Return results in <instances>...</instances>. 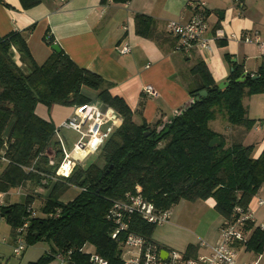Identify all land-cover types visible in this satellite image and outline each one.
Returning <instances> with one entry per match:
<instances>
[{
  "label": "trees",
  "instance_id": "16d2710c",
  "mask_svg": "<svg viewBox=\"0 0 264 264\" xmlns=\"http://www.w3.org/2000/svg\"><path fill=\"white\" fill-rule=\"evenodd\" d=\"M21 2L29 7L39 0ZM135 17L136 31L152 36L150 17L144 14ZM48 42L52 44V40ZM12 46L19 54V62L14 58ZM224 59L231 71L222 87L214 81L205 63L198 60L190 68L198 81L188 91L190 101L167 119L152 125L144 120L137 124L126 102L110 94L109 83L99 74L76 65L62 49L53 50L38 64L22 31L0 36V164H5L0 173V192L21 186L27 180L47 189L42 214L30 219L26 242L32 245L45 237L53 246L28 264H46L56 253L68 250H71L70 264H89L88 251H79L87 243L112 264H120L122 243L111 238L113 226L105 215L111 202L135 185H140L144 197L161 209H170L180 200L213 198L214 210L223 219L230 216L235 205L245 207L250 203L264 183V151L254 157L253 145L243 143L242 136L254 124L244 96L264 90V67L262 64L251 75L229 53L224 54ZM203 90L206 94H198ZM93 99L101 100L122 117L100 147L103 165L79 164L69 177L42 183L46 175L53 173L46 166L47 149L54 150L56 155L60 149L54 138L55 125L36 114V105L78 106ZM215 119L224 124L221 132L210 125ZM214 138L218 142L210 146ZM37 156L35 168L44 175L23 168L30 166ZM2 157L7 162H2ZM70 186L79 191L62 201L60 194ZM33 202L34 196L27 195L23 203L1 205L0 214L14 229L29 216L28 208ZM58 208L61 210L58 217L47 216ZM155 227L137 216L130 223L132 231L150 241ZM244 244L246 250L262 252L263 232L256 226ZM192 248L188 246L187 255Z\"/></svg>",
  "mask_w": 264,
  "mask_h": 264
},
{
  "label": "crops",
  "instance_id": "0c3cea01",
  "mask_svg": "<svg viewBox=\"0 0 264 264\" xmlns=\"http://www.w3.org/2000/svg\"><path fill=\"white\" fill-rule=\"evenodd\" d=\"M3 1L5 4L0 2V36L12 31H22L38 64H42L53 52L51 45L58 44L76 65L99 74L109 83L110 94L126 102L137 124L144 120L152 125L156 121L167 119L176 109L190 101L188 91L198 83L190 68L198 60L205 63L218 84L224 83L231 71L224 59L225 53H229L233 61L252 73L259 68H254V59L259 57L264 60L254 44L229 38L231 34L237 36L245 31L252 32L256 27L254 13L252 16L247 14L250 10L247 9L248 0H236L234 7L221 5V0H204L208 9L207 36L215 38L217 30L226 34L225 37L215 38L217 43L212 42L213 40L210 42V51L205 58L197 51L189 55L173 51L174 39L167 29L169 20L189 18L192 12L190 4L195 0H129L126 3L111 0L105 3H101V0H39L29 7H24L21 0ZM214 10L216 15H213ZM137 14L150 17L152 36L136 31ZM49 40H52V44ZM218 41L224 44L219 45ZM125 44L130 50L122 53L119 48ZM246 46L253 49L255 46L257 54L254 55V51L247 53ZM146 84L155 88L158 93L156 97L143 91ZM41 106L36 105V114L55 126L71 115L75 108L74 105L52 104L46 112ZM256 117L259 121L242 136L244 144L248 145L247 138L252 141L250 143L253 145L254 157L264 151V116L254 112V118ZM214 122L213 128L221 132V119H215ZM4 166V163L0 164V173ZM31 181L27 180L16 191L20 190V194L24 196H34L33 193L44 196L47 194V189L43 186L30 187ZM11 190L12 188L0 192V206L15 202L11 198ZM258 198H264V183L248 204L255 211V222L246 235L247 239L264 216V205H258ZM192 202L191 207L180 203L168 222L156 225L151 239L163 249L173 248L186 254L191 245L193 248L189 256L208 253L209 245L218 241L223 218L214 210L213 198ZM202 202L209 210L202 212L197 209ZM14 245V229L0 214V264H28L49 251L46 249L42 253L41 249L30 245L17 255ZM239 251L245 254L242 261L255 260L259 255L246 250L245 246ZM46 264L64 263L54 258Z\"/></svg>",
  "mask_w": 264,
  "mask_h": 264
},
{
  "label": "built area",
  "instance_id": "2783aa9c",
  "mask_svg": "<svg viewBox=\"0 0 264 264\" xmlns=\"http://www.w3.org/2000/svg\"><path fill=\"white\" fill-rule=\"evenodd\" d=\"M190 5L192 12L188 19L169 20L167 23L168 32L174 39L173 51L185 55L197 51L205 58V55L210 51V42L212 41L206 34L209 27L208 9L204 0H195ZM262 27L255 28L252 32H242L237 36L231 34L229 38H237L240 42L254 44L263 57L264 25ZM225 35L221 30H217L215 38L225 37ZM11 49L15 60L19 62L18 52L13 46ZM129 50L130 47L126 44L119 48L122 53H127ZM143 91L153 97L158 94L151 84H146ZM121 122L122 117L99 99H93L86 104L75 106L72 114L58 126H55L54 138L58 141L60 151L59 155H56L54 150L47 149L46 166L51 168L53 173L46 175L41 180L42 183H47V179L56 181L57 178L69 177L77 165L81 164L97 149H100L109 137L108 134L111 129L117 128ZM62 130H71L78 134V138L70 150L65 147L61 137ZM38 158L39 156L32 161L30 166L23 168L26 171L38 172L42 175L43 173L35 168ZM1 160L7 162L5 157H2ZM20 193V190L16 191V194ZM257 203L259 206L264 205V198H258ZM28 212L29 216L23 220L21 225L14 228V252L17 255L21 254L28 246L26 233L30 219L40 216L33 205L28 208ZM60 212L61 210L58 208L47 216L58 217ZM254 215L255 211L249 205L245 207L235 205L230 216L222 220L218 241L209 245L208 253L189 256L183 251L172 248L165 249L167 251L166 257L161 256L163 247L160 244L153 240H147L130 229L131 220L135 216L154 225L166 223L171 218V209L158 208L153 202L146 199L142 194L140 185H135L133 190L127 191L121 198L113 200L105 218L113 226L111 238L122 243L118 254L120 264H264L261 262L262 256L260 255L252 261H239L237 254L240 248L245 246L250 225L255 222ZM256 226L264 234V216ZM204 246L207 244L204 243ZM84 247L85 245L79 251H85ZM70 254L71 250L58 252L54 258L61 260L64 264H70ZM87 255L89 264H112L96 252H88Z\"/></svg>",
  "mask_w": 264,
  "mask_h": 264
},
{
  "label": "rangeland",
  "instance_id": "374dc122",
  "mask_svg": "<svg viewBox=\"0 0 264 264\" xmlns=\"http://www.w3.org/2000/svg\"><path fill=\"white\" fill-rule=\"evenodd\" d=\"M226 2H228V3H226ZM235 2H236V0H221L220 4L223 5V6L234 7V5H235L234 3ZM249 8H250V10L247 11V14L252 16L251 14L254 13V22H255V25H256L255 28H257V27L258 28H263L262 26L264 25V0H248L247 9H249ZM215 12L216 11L214 10L213 11V15H216ZM212 40H213L212 42L217 43V40L215 38H212ZM246 47H248V48H246V52L247 53L250 54V53H252L254 51V55L257 54L256 53L257 49H256L255 46H254V49L251 46H246ZM241 56L242 55H240V57ZM263 61L264 60L262 58H259V57H258L257 60L254 59V68H256L257 66L260 67L262 65ZM255 63H257V65H255ZM248 101H249V106H248ZM38 104H41L42 105L41 107H44L46 112H48L49 108L51 107V106H48V105L43 104V103H38ZM244 104L247 106L249 117L250 118L252 117V119H254V124L257 123L259 121V119H258V117L254 118V112L261 114V117L264 116V113H263L264 112V90L255 91V92H252L250 95H245L244 96ZM214 124H215L214 121H210V125L212 127H214ZM222 126H224V124H222ZM115 130H116V127H113L111 129V131L109 132L108 136H110ZM61 137H62V139H63V141H64V143L66 145L65 146L66 149L70 150L72 148L73 143L77 140L78 134L75 133L74 131H71V130H62L61 131ZM250 142L252 143V141L248 140V138H247L246 143L251 144ZM100 153H101L100 149H97L95 152L90 154L83 162H81V165L86 167L87 165H89L91 163H96L97 165L102 166L104 162H103V160L101 158ZM29 185H30V187H36V186L40 187L41 186L40 184H37V182H35V181H31ZM17 187H19V186H17ZM17 187H13L12 188L11 191H12L13 196L11 198L15 202L23 203L24 199H25V196L23 194H15ZM33 190L34 189H32V193L34 192ZM64 190L65 191L62 194H60V199L62 201H67V200L71 199L79 191L76 186H70L69 188H67V189L65 188ZM33 195H34L33 207H34L35 211L39 215H41L42 214L41 213V207L43 206V204L45 202V197L46 196L38 195L37 193H33ZM180 203H185V206H189V207H191L193 205L192 201H188V200H182L181 201L180 200L177 204L173 205L170 208L172 215H174L176 213V211L178 210V207L180 206ZM199 203H201V202H199ZM197 209L202 211V212L209 210L207 205L204 202H202V204H200V206ZM172 215H171V217H173ZM32 245H33L34 248L41 249L42 253H43L44 250L50 249V247L53 246L52 241L46 239L45 237H43L40 240L36 241L35 244H32ZM28 246H30V245H28ZM84 250L88 251V252H95L94 251V247H93V245L91 243L85 244ZM237 254H238V257H239V261H242L243 258L245 257L244 252L243 251H238ZM258 254L263 257L262 261H264V251L261 252V253H258ZM42 255L38 256L37 260ZM248 255L250 257L251 253L249 252ZM256 256H254V258Z\"/></svg>",
  "mask_w": 264,
  "mask_h": 264
},
{
  "label": "water",
  "instance_id": "95a60500",
  "mask_svg": "<svg viewBox=\"0 0 264 264\" xmlns=\"http://www.w3.org/2000/svg\"><path fill=\"white\" fill-rule=\"evenodd\" d=\"M52 50H54L55 52H60V47L58 44L54 43L51 45ZM263 67H264V63H263ZM224 85V83H219L218 86L222 87ZM198 94H206V91H199ZM167 132V129L164 131ZM163 132V133H164ZM161 135L157 136L156 139H158ZM218 142V138H214L213 140H211L210 142V146H214V144ZM161 256L166 257L167 256V251L165 249L161 250Z\"/></svg>",
  "mask_w": 264,
  "mask_h": 264
}]
</instances>
